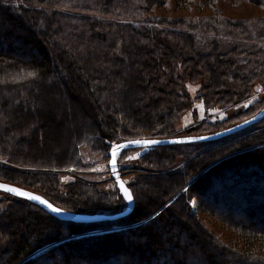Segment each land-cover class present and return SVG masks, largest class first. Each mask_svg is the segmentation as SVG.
<instances>
[{
	"label": "trees",
	"instance_id": "obj_1",
	"mask_svg": "<svg viewBox=\"0 0 264 264\" xmlns=\"http://www.w3.org/2000/svg\"><path fill=\"white\" fill-rule=\"evenodd\" d=\"M166 1L0 0V181L70 212L115 214L117 188L61 186V171L84 166L80 149L108 158L120 141L211 134L264 107V13L156 14ZM196 102L228 114L176 127ZM135 150L133 208L117 219L60 220L0 191V264H264V118L119 158Z\"/></svg>",
	"mask_w": 264,
	"mask_h": 264
},
{
	"label": "rangeland",
	"instance_id": "obj_2",
	"mask_svg": "<svg viewBox=\"0 0 264 264\" xmlns=\"http://www.w3.org/2000/svg\"><path fill=\"white\" fill-rule=\"evenodd\" d=\"M213 9H218L222 13L232 18L255 17L264 13V8L262 6L252 5L244 0H215L213 6L205 5L204 0H167L166 3L161 8L155 10V13L165 17H179V16L193 17L198 14H209ZM220 39L221 40L224 39V41L229 42V39L224 36H220ZM65 87L69 88L70 85L68 86L65 85ZM68 92H70L69 89ZM73 93L75 95L76 92L73 91ZM193 106H194V111L191 110L186 111L180 118L179 122L176 124V127L178 126L179 128H183L184 126L189 124L193 125L197 121H200L206 117L210 119H214L217 117L220 119L224 117L226 114H228L227 112L206 110L203 108L202 104L198 102L194 103ZM71 107L73 110L72 105ZM72 110L71 108L68 110L65 109V122L63 124V129L66 128L65 131H67L70 136H72L73 128H74L72 123V117L76 115L74 113V110L73 111ZM63 111L64 110L57 109L56 121L61 120V117H63ZM31 117L35 120V115H31ZM37 121H39V119ZM44 134H45V130H44ZM140 152L141 150H135L131 154L128 153L127 156L121 159L119 158L121 152H118L119 154L116 156V168L123 180L127 181L130 179L131 173L134 171L136 158L138 157ZM79 155L81 158L82 165L84 166L81 167L80 170L69 168L67 170L61 171L60 172L61 186H63L65 183L77 177L85 181H89L96 184V187L100 191H104V192L115 191L116 186L109 173L107 156H105V154H93L84 149H80ZM128 157H134V158L128 159ZM191 207L195 212L196 206L194 200L191 202ZM14 225L16 226L18 225V223L15 222Z\"/></svg>",
	"mask_w": 264,
	"mask_h": 264
},
{
	"label": "water",
	"instance_id": "obj_3",
	"mask_svg": "<svg viewBox=\"0 0 264 264\" xmlns=\"http://www.w3.org/2000/svg\"><path fill=\"white\" fill-rule=\"evenodd\" d=\"M262 118H264V107L261 110H259L256 114H254L252 117L248 118L247 120H245V121H243V122H241L239 124H236L234 126H231L229 128H226V129H223V130L217 131L215 133H211V134L198 135V136L174 137V138H153V139L140 138V139L124 140V141L117 142L115 144H125V145H127L126 147L117 150L118 152H121L122 150H125V149H132V148L134 149V148H142V147H144L143 145L129 143L130 141H137V140H140V141H143V140H156V141H159L158 144L149 145L147 147L157 146V145H172V144H177V143H194V142L213 140V139L220 138L222 136L228 135L230 133H233V132H235V131H237V130H239V129L247 126V125L256 123L259 120H261ZM113 145L110 147V149L108 151V169H109L110 176L113 179L118 192L120 193V195L124 199L123 192L121 190V183H123V187L126 188L129 191L130 194H131V192H130L129 188L126 186L125 182L122 180V177H121V175L119 174V172H118V170L116 168V156L113 157V154H112L113 153ZM113 161H115V168H113ZM0 184L8 185L10 187L19 188V189H21L23 191L32 193L34 195H38V194H36V193H34V192L30 191V190H27L25 188H22V187H19V186H16V185H13V184H10V183H7V182L0 181ZM0 191H2V190H0ZM5 193H7V192H5ZM8 194H10V193H8ZM10 195H12V194H10ZM38 196H40V195H38ZM15 197H17V196H15ZM40 197L42 199L46 200L42 196H40ZM19 198H22V197H19ZM23 199H25V198H23ZM30 202H33V201H30ZM125 202H126V207L122 211H120L118 213H115V214L75 213V212H70V211H67L65 209H62V208H60L58 206H55V205H53L51 203L54 207L62 209V212L60 214H55V213H52L50 210H48L44 205H40L38 202H33V203L41 206L47 213H49L50 215L54 216L57 219L85 223V222H95V221H100V220H112V219H117V218L123 217L124 215L128 214L132 210L133 204H134V201L133 202L125 201ZM45 247H43V248H41L39 250H42Z\"/></svg>",
	"mask_w": 264,
	"mask_h": 264
},
{
	"label": "snow or ice",
	"instance_id": "obj_4",
	"mask_svg": "<svg viewBox=\"0 0 264 264\" xmlns=\"http://www.w3.org/2000/svg\"><path fill=\"white\" fill-rule=\"evenodd\" d=\"M28 75L34 76V73L29 72ZM245 107H247V105H245ZM129 143H134V144H139V145H143L144 147H147L149 145H154V144H158L159 141L156 140H137V141H130ZM127 145L125 144H114L113 145V157L117 156L118 153V149H122L124 147H126ZM134 157H128V159H132ZM113 168H115V161H113ZM0 190L10 193L14 196L17 197H22L25 198L29 201H33V202H38L40 205H44L48 210H50L52 213L55 214H60L62 212V209L54 207L51 203H49L47 200L42 199L40 196L38 195H34L32 193L23 191L19 188H15V187H10L8 185H4V184H0ZM121 190L123 192V197L125 201L128 202H133V196L129 193V191L123 187V183H121Z\"/></svg>",
	"mask_w": 264,
	"mask_h": 264
}]
</instances>
